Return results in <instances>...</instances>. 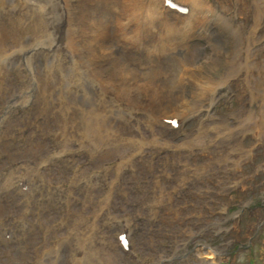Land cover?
Segmentation results:
<instances>
[{"label": "rangeland", "instance_id": "obj_1", "mask_svg": "<svg viewBox=\"0 0 264 264\" xmlns=\"http://www.w3.org/2000/svg\"><path fill=\"white\" fill-rule=\"evenodd\" d=\"M52 1L58 4L60 27L66 32L59 46L41 49L47 60H32L11 38L7 40L8 50L0 54V79L6 77L9 87L0 96V113L7 116L0 138V212L16 217L22 213L16 226L8 230L5 241L0 238V264H33V244L36 241L43 244L48 231L43 223L54 228L51 232L54 246L53 238L48 241L53 246L54 259L65 256L63 250L58 255L59 248L66 247L62 234L75 236L72 225L76 221L80 225L84 223L89 233L94 230L96 234L91 238L99 246L106 243L102 232L110 233L112 245L120 256L115 264H264V0H196L203 4L200 6L191 0L184 1L190 11L189 18L199 19L198 23H192L186 18L190 30L193 25L202 26L221 30L231 37L232 28L239 24L242 32L254 40L235 49L224 40L213 41L205 32L193 39L190 46L193 65L205 70L207 79L214 77L212 80L219 84L209 107L189 114L177 125L161 114L176 111L168 90L159 86L155 91L151 85L140 83H144L148 71L144 58L134 64L139 80L133 84L137 88L128 96L121 92L120 75L112 73L110 68L102 78L84 58L83 48L74 44L71 11L85 6L93 8L94 0ZM158 1L165 12L179 15L176 8H166L163 0ZM26 14V7L19 1L0 6V18L12 19L20 27L26 21ZM185 14L187 11L182 15ZM133 17L138 21L136 15ZM205 18L209 20L200 23ZM109 21L112 24V18ZM118 21L114 19L108 35L122 36L124 30L115 27ZM168 29L178 34L183 32L180 26ZM18 32L21 33V28ZM95 51L99 55L104 53L98 46ZM137 53L146 55L144 50ZM154 53L158 54L156 61L161 62L159 50ZM236 55L240 74L231 76L227 68L235 63ZM40 70L57 77L76 98L107 102L115 111L109 108L112 112L104 109L103 113L116 120L122 121L124 116L141 117L137 124L144 135L149 133L145 125L152 118L150 110L154 106L155 114L159 115L154 130L164 132L170 140L169 147L149 145L145 149L146 160L135 158L125 162L134 152L130 146L123 148L125 157L113 153L96 158L86 147L79 148L71 140L66 147L73 152L76 163L67 161L69 150L63 149L60 153L57 150L60 134L54 121L47 111L34 106L36 96L32 88L39 90L37 71ZM111 75L112 80L107 79ZM156 75L154 83L159 84L163 76L159 72ZM203 83L211 84L203 79L197 86ZM207 89L210 87L204 88L202 99L204 94L210 98ZM3 90L0 86V95ZM18 92L25 95L24 99L9 113L3 112L6 102ZM159 96L163 99L162 106H157ZM202 103L207 104L208 99ZM60 108L66 112L69 105L61 102ZM255 121L260 126L256 127ZM218 125L222 128L226 125L228 129L216 133ZM135 126L120 128V139L131 142L128 137L133 133L139 135ZM205 128L207 132L202 136L195 135ZM73 133L79 136V131ZM138 135L136 144L140 141ZM35 154L43 158L35 162ZM150 161L151 170L147 167ZM34 162L41 169L37 176L30 172L29 166ZM165 162L169 164L167 167ZM55 168L61 172L54 171L48 182L42 173ZM104 170L108 177L102 174ZM77 172L82 174L76 177ZM19 174L26 178L16 187L15 177ZM114 175L118 177L115 179ZM37 178L38 182L34 183L33 179ZM158 179L161 187L156 183ZM108 211L111 215H107ZM71 212L75 216L66 217ZM128 218L132 223L127 227ZM109 222H115L116 229H111ZM124 234L128 243H123ZM69 245L73 247L71 242ZM44 247H39L38 257L45 253ZM72 252L67 254V264L73 259Z\"/></svg>", "mask_w": 264, "mask_h": 264}, {"label": "bare ground", "instance_id": "obj_2", "mask_svg": "<svg viewBox=\"0 0 264 264\" xmlns=\"http://www.w3.org/2000/svg\"><path fill=\"white\" fill-rule=\"evenodd\" d=\"M16 1L24 4L26 11H28V15L26 14V21L23 27H20L18 23L12 19L5 21L0 18V54L8 50L9 45L7 40L11 38L16 44L20 45L21 49L25 51L32 60L38 58L47 60V55L41 49L59 46L62 43L65 31L60 27V17L59 13H57L58 4L52 0H0V6H5V4ZM163 1L165 2V0ZM180 1L179 4H184V1L190 0ZM191 2L199 6L203 5L196 0H191ZM69 7L71 11L73 8L72 3ZM35 8L39 9L35 10ZM166 8L168 7L166 6ZM164 9L165 8L158 0H94L93 8L88 9V7L85 6L81 10L71 11L76 35L74 44L83 48L84 58L102 78L104 73L110 68L113 70L112 73L120 75L122 79L119 80L118 84L122 89L121 92L128 96H131V92L137 88L135 86L133 87V84L135 81L139 80L138 72L134 64L142 61L144 58V66L148 71L145 73L146 80L144 83H140L151 85L152 88H155V91L160 88L159 86L164 87L165 91L168 90L169 99H172V102H174V109L176 111L169 114H161H163L165 118L174 120L180 124L189 114L198 112L200 108L210 106V102L214 100V96L217 92L216 85L219 84V82L216 83L214 81V77H212L211 80L207 79L208 74L205 70L193 65L190 54V46L193 39L200 37L205 32L206 35H211L212 40L217 43L224 40L226 43L233 44L235 49H241L243 44L253 41L254 38L250 35L246 36L242 32V25L239 24L232 28L231 37L224 34L221 30H209L210 28L202 26L195 28L193 25L192 30H190L188 28V20L186 19L190 17V11H187L185 15H177L169 11L165 12ZM212 12L215 14V10H212ZM133 15L137 16L138 21L134 19ZM111 18L112 24L109 21ZM115 18L120 20L115 23V27L124 30L121 37L115 34L108 35L109 28L113 26ZM216 18L219 19V17ZM189 19L192 23H198L197 21L199 20L195 21V17L194 19ZM208 20V18H205L200 23H206ZM169 22L175 25H171ZM95 24H97V26H95ZM175 26L182 27L183 32L178 34L176 31L173 32V30L168 29ZM20 28L21 33L18 32ZM136 30L138 33H136ZM96 46L104 50L102 55L96 53ZM142 50L146 52L144 57L137 53ZM153 50L154 52L159 50V54L162 56L161 62L156 61L155 58L158 54L152 52ZM238 60L239 57L236 55L233 60L235 63H230L227 68V73L229 75L238 76L240 74V63ZM160 68L162 69L160 70ZM245 69L247 68L245 67ZM158 72L159 75L163 76V80L159 84H155V77ZM6 79V77L0 79V86L4 88L0 96L8 92L9 87ZM38 79L40 81L39 90L34 91L32 88L34 96H36L34 97V106L41 111H47V113H49L48 115H50L54 124L57 126L60 134V146L57 147V150L58 153L64 151L63 149L69 150V158L67 161L71 160L73 164L76 163V160L73 158V152L66 147L71 144V140L75 142L79 148L86 147L96 158H105L113 153L120 154V157H125L126 155L123 148L130 146L129 149L134 152L125 162H131L135 158H144L146 160L148 154H146L145 149L148 150L149 145L169 147L170 140L165 137L164 132L154 130L156 125L154 123L157 121L159 115L155 114L153 105L150 110L152 118L150 122L145 125L150 130L147 135H144L139 128V124H137L141 117L132 118L124 116L122 121L116 120L114 117L103 113L104 109H106L107 112H112V110L115 111L113 107L107 105V102H96L93 98L90 100H86L82 97L76 98L70 91L65 90V85L59 81L57 77L50 76L44 71H37V80ZM107 79L112 80V75L111 78ZM203 79H206V81H209L211 84L206 85L203 83L201 87H198L197 82ZM110 82L114 83V81ZM137 83L140 84L139 82ZM205 87H210V89L206 90L210 98H207L206 94H204V99H202V92ZM28 92L29 91L26 90V93ZM24 96L25 95L19 92L13 94L6 102V110L3 112L9 113L16 103L24 99ZM159 97L157 106H162L163 99H161V96ZM122 99L126 100L125 97H122ZM207 99V104L202 103V100L204 101ZM61 102L69 105V110L66 112L62 111L60 108ZM53 105L54 109L52 107ZM123 110L124 109H122V111ZM6 117L5 113H0V138L3 134L2 131L6 123L4 121ZM132 119H135L136 122ZM245 124L246 123H243V125ZM131 125H137L135 127L138 129L140 135L138 144L135 143V137L138 135L136 133L130 134L131 137H128L131 142L120 139V128L125 126L129 128ZM255 125L256 127L257 125L260 126L258 121H255ZM225 129H228L226 125H224V128L219 126L216 128L215 132H222ZM75 131H79L78 137L74 135L73 132ZM204 132H207L206 128L205 130L202 129L198 131V134L195 135L199 137L202 136ZM127 135H129V133ZM258 141H261V138H259ZM32 146L34 149L37 148V145ZM123 153L124 155H121ZM149 157H151L150 160H152V155ZM41 158H43L42 155L39 156L35 154L33 161L37 162V160ZM35 162L30 164L29 167L31 174L37 176L41 169L39 165H35ZM168 165L169 164L165 162V166L167 167ZM152 166L153 163L150 161L147 167L151 170ZM54 171L61 172L57 170V168L52 171L47 169L42 175L44 174L45 178L50 182L52 179L50 175H52ZM76 174L75 176L78 177L82 173L77 172ZM102 174H106V170L102 171ZM106 176L108 177L109 175L106 174ZM117 177L118 175H114L115 179ZM23 178H26L23 174H19L15 177L16 187L22 184ZM33 182L37 183L38 178L35 180L33 179ZM156 183L161 187L162 182L159 179ZM112 189L111 187L109 191L112 192L114 190ZM106 200L109 201L110 196H107ZM152 200L160 202L156 199ZM34 212L37 213V209ZM2 213L0 212V238L5 241L8 230L16 226L17 218L21 217L22 213H19L17 217L10 216L9 213L4 215ZM107 215H111L110 211L107 212ZM8 216H10V218H8ZM74 216L72 212L66 214L68 218H73ZM111 220H114V218H111ZM75 223L76 225H72L75 236L71 237L63 232L55 233V236L63 233L62 235L66 242V244L63 243L66 247L63 249L60 247L58 251V255L61 251L59 257L62 255V250L66 255L64 256L63 254L57 260L56 258L54 259V253L52 252L54 236L51 235V232H54V228L43 223V227H47L48 231L42 240L43 244H38L37 241L33 244L34 253L31 259L33 260V264H67V254L71 251H73V259L70 261V264H115L119 260V250L112 245L113 241L110 233L102 232V236L106 239V243L103 246L101 244L99 246L97 242L94 244L92 241L91 237L96 234L93 233L94 230H92V228H90L92 232L89 233L87 228L83 226L85 225L84 223L82 225H80L78 221ZM131 223L132 220L128 218L126 226L128 227ZM108 225L111 229H116L115 222H109ZM126 226L125 229H127ZM121 232H124V230L121 229ZM51 238H53V246L48 242ZM32 239L37 240L35 237ZM69 242H71V246H73L72 248L74 250L70 248ZM39 247L47 249L45 253H41L38 257L37 252ZM76 255L78 256L77 258Z\"/></svg>", "mask_w": 264, "mask_h": 264}]
</instances>
